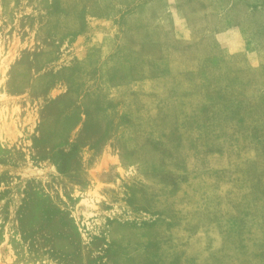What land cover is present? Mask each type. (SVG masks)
Here are the masks:
<instances>
[{
  "label": "rangeland",
  "instance_id": "rangeland-1",
  "mask_svg": "<svg viewBox=\"0 0 264 264\" xmlns=\"http://www.w3.org/2000/svg\"><path fill=\"white\" fill-rule=\"evenodd\" d=\"M0 264H264V0H0Z\"/></svg>",
  "mask_w": 264,
  "mask_h": 264
},
{
  "label": "trees",
  "instance_id": "trees-1",
  "mask_svg": "<svg viewBox=\"0 0 264 264\" xmlns=\"http://www.w3.org/2000/svg\"><path fill=\"white\" fill-rule=\"evenodd\" d=\"M61 170H62V171H64V170H65V168H64V167H61Z\"/></svg>",
  "mask_w": 264,
  "mask_h": 264
}]
</instances>
